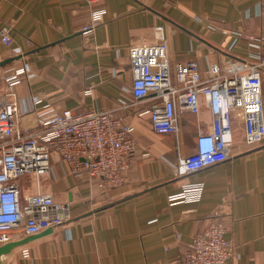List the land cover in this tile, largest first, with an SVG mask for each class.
<instances>
[{"label":"crops","instance_id":"crops-1","mask_svg":"<svg viewBox=\"0 0 264 264\" xmlns=\"http://www.w3.org/2000/svg\"><path fill=\"white\" fill-rule=\"evenodd\" d=\"M259 1L0 0V29L11 25L12 37L9 45L0 40V92L5 76L20 72L14 89L21 129L39 130L41 116L53 110L96 108L126 118L137 141L127 178L115 187L70 174L56 153L48 174L24 175L23 195L49 192L70 203L71 216L3 255L1 264H180L214 212L233 247L227 264H264V144L249 146L235 130L230 157L176 174L177 160L211 129L212 112L201 97L200 113L183 114L178 133H156L149 116L135 113L142 103L132 93L129 59L130 46L157 41L162 25L174 82L178 64L189 60L202 77L211 62L224 72L246 69L264 52ZM97 8L106 9L105 21L85 31ZM262 92L264 102V69ZM187 181L205 183L202 199L170 204L168 195Z\"/></svg>","mask_w":264,"mask_h":264},{"label":"built area","instance_id":"built-area-1","mask_svg":"<svg viewBox=\"0 0 264 264\" xmlns=\"http://www.w3.org/2000/svg\"><path fill=\"white\" fill-rule=\"evenodd\" d=\"M259 13L264 22V0L259 1ZM105 19V8L92 10L84 30L92 31ZM155 33L157 41L129 48L132 93L136 103H142L135 113L149 116L159 134L178 133L183 114L200 113L201 97L213 115L211 129L198 133L195 151L177 160L175 173L200 170L230 157L235 144L234 114L241 121L244 143L264 144V52L246 69L232 72H224L218 62H211L206 77H202L197 62L189 60L178 64L174 82L163 26L157 25ZM0 40L7 45L12 42L11 25L2 26ZM261 44L264 47V40ZM19 73L5 76V91L0 92V244L17 240L21 234L54 228L70 218L69 202H58L49 192L22 194V177L48 174L52 153L66 163L70 174L87 175L106 189L125 182L137 147L133 125L124 117H115L111 110H53L41 116L39 130H22L14 89L20 82ZM204 189L203 181L184 182L179 191L168 195V202H199ZM211 217L182 254L180 264H227L233 247L226 237V226L219 212ZM22 255L28 256L29 249L24 248Z\"/></svg>","mask_w":264,"mask_h":264},{"label":"water","instance_id":"water-1","mask_svg":"<svg viewBox=\"0 0 264 264\" xmlns=\"http://www.w3.org/2000/svg\"><path fill=\"white\" fill-rule=\"evenodd\" d=\"M4 64H6L5 61H0V67L4 66ZM34 236H36V234L29 235L28 237L23 238V239L12 240L10 242L4 243V244H0V264L2 262V256L3 255L9 253L12 249H14V248L26 243L28 240H30Z\"/></svg>","mask_w":264,"mask_h":264},{"label":"rangeland","instance_id":"rangeland-1","mask_svg":"<svg viewBox=\"0 0 264 264\" xmlns=\"http://www.w3.org/2000/svg\"><path fill=\"white\" fill-rule=\"evenodd\" d=\"M234 128L238 133H242L240 119L236 116V114H234Z\"/></svg>","mask_w":264,"mask_h":264}]
</instances>
